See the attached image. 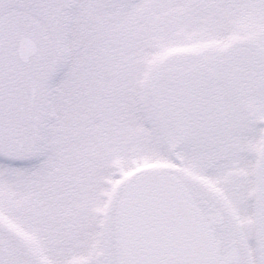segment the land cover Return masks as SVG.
<instances>
[{
    "label": "snow or ice",
    "instance_id": "snow-or-ice-1",
    "mask_svg": "<svg viewBox=\"0 0 264 264\" xmlns=\"http://www.w3.org/2000/svg\"><path fill=\"white\" fill-rule=\"evenodd\" d=\"M0 264H264V0H0Z\"/></svg>",
    "mask_w": 264,
    "mask_h": 264
}]
</instances>
